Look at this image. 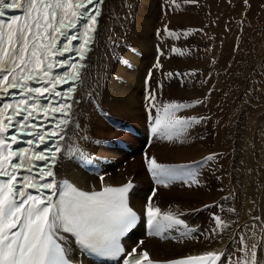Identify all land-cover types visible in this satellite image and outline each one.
Here are the masks:
<instances>
[{
	"label": "snow or ice",
	"instance_id": "6c2138e0",
	"mask_svg": "<svg viewBox=\"0 0 264 264\" xmlns=\"http://www.w3.org/2000/svg\"><path fill=\"white\" fill-rule=\"evenodd\" d=\"M169 3L174 11H179L182 4L199 6L200 0H169ZM104 4L105 0H0V96H11L15 101L0 106V264H73L69 247L73 243L88 254L122 257L121 264H264V218L260 216H252L253 224L236 230L232 242L237 248L232 256L224 251H210L195 257L155 260L140 248L143 241L130 252L120 245V238L139 219L128 203L134 187L131 180L120 187L105 186L101 191L89 193L57 179L56 168L65 159L71 162L76 155L82 161L90 159L84 151L66 148L62 142L79 137L82 130L74 110L82 103L76 95L77 88L84 90L83 97L90 103L93 99L85 87V70L89 68V53L100 37ZM242 6L246 17L250 0H242ZM17 11L21 15L5 19L6 12ZM195 32L203 29L179 32L164 28L166 37L174 41L187 39ZM157 36L166 38L159 30ZM238 50L237 44L234 51ZM170 51L185 57L193 50L173 46ZM157 53L154 67L161 69L160 57H167V53L159 47ZM211 63L216 61L213 59ZM54 68L65 70L53 71ZM152 75L150 70L145 78L144 101L150 132L157 139L183 145L189 131L210 118L182 117L178 113L205 105L207 96L191 102L158 105L163 85L153 90L148 84ZM166 75L183 83L185 76L196 77L198 72ZM65 84L67 90L58 87ZM14 92L20 94L19 98ZM221 158V153H210L194 169L191 165L163 164L155 156L145 154L144 164L154 185L167 189L179 182L191 188L203 187L200 169H212L215 175L218 168L212 166L218 165ZM99 178L103 183L104 175ZM156 195L157 188L153 187L144 215L147 235L161 242L199 237L222 242L227 230L238 223V219L228 220L213 213L212 227L199 232L198 237V229L181 218L186 213L178 206L175 211L162 210L153 200ZM230 196L234 198V193ZM211 207L239 216L235 207L205 205ZM176 232L179 236L174 235Z\"/></svg>",
	"mask_w": 264,
	"mask_h": 264
},
{
	"label": "bare ground",
	"instance_id": "6f19581e",
	"mask_svg": "<svg viewBox=\"0 0 264 264\" xmlns=\"http://www.w3.org/2000/svg\"><path fill=\"white\" fill-rule=\"evenodd\" d=\"M165 3L168 8L172 6L169 0H105L100 18V37L98 43L94 45L93 51L89 53L87 61L89 68L85 70L87 74L85 87L93 99L90 103L87 98L83 97L84 90L77 88L76 95L82 99V103L77 105L74 110L76 118L82 125V130L79 137L62 142L66 148L73 147L84 151L90 159L82 161L78 155L74 156L71 162L65 159L56 168L57 179H70L86 189L124 181L122 180L123 173L117 174V177L112 175L115 169L111 165L118 166L127 157L132 158V155L115 145L114 139L116 137L119 139L125 134L116 130L113 123L117 122V119L134 123L141 122L143 108L138 109L137 106L140 103L142 107L144 104L142 102L145 101V89L144 85L142 86L145 73L143 72L141 77L139 71L140 63L143 62L140 61V58H143L150 63L154 74L148 81L150 87L155 90L158 85H163L158 93V105L166 103V100L171 102V98H178V96H182L181 102H191L207 96L205 105L185 110L182 115L184 117L207 116L210 118L207 122L194 126L189 131L187 142L183 145L171 144L167 140H160L152 135L150 143H147L149 147L142 151L143 159L147 154L155 156L163 164L191 165L195 169L198 162L210 153H221L222 158L219 159L218 165L212 166L218 168L215 175L212 174V169H200V179L207 173H211V178L203 187H200V190H197L199 187L189 188L179 182L167 189L156 185L151 186L147 181L146 174L136 171L133 169L135 164H131L129 167L131 169L128 170L133 172L130 173L129 180L136 182V187L131 192V203L139 208L143 206V203L145 206L153 187H156L157 195L153 197L155 203L164 211L170 208L175 211L178 206L181 211L186 213L181 218L189 226L198 229L196 233L198 237L199 232H206L212 227V220L208 215L212 216L213 213L220 214L228 220L238 219V223L227 230L222 242L208 241L203 237L183 239L180 242L175 240L161 242L159 239L147 236L142 240L143 244L140 245V248L147 250L153 259L171 258L167 256L166 252L170 253L173 249L172 253H175V256H194L210 251H224L228 256H232L233 250L237 248V245L232 242L236 230L253 224L252 216L264 218V121H262L264 113L260 114L261 111L259 110V113L258 109L257 112L253 110V115L249 111L244 113L243 121L246 122V127L245 125L242 127L241 121L231 125L233 127L231 129L229 126L224 127L223 125L227 121L222 122L223 125H221L222 110L216 106L215 96H218V86L211 83L206 73L198 74L196 77L185 76L182 87L176 82V78L167 77L166 74L171 70H177V64H180V57L174 55L170 49L174 45L181 49H185L186 46L178 45L181 43L167 38L164 34L165 26L170 30L172 28L177 31L182 30L181 25L178 28L176 19L173 21L172 18L171 21L169 17L171 15L167 16L168 19L164 18V13H161L159 5ZM157 12H160L158 13L159 17H156ZM158 19L160 20L158 21ZM184 25L186 26V24ZM153 26H157L159 31L162 28V33L166 38L162 40L157 36L159 41L155 37L150 38L149 32L152 30L153 33L155 29ZM153 35L155 36V33ZM132 44L138 48L139 52L131 49ZM158 47L167 53V57H160L161 69L154 67L157 62ZM191 55L190 57H192ZM121 58L127 61L129 68L120 62ZM190 65L184 66L185 73L187 70L191 71L189 67L194 66ZM200 80L207 81L206 85L202 86ZM260 95L258 94L256 97L262 98ZM258 98L255 100L259 101ZM220 100L221 98L217 102L221 103L224 108L223 101ZM261 102L264 103V100ZM259 103L257 102V104ZM69 135H72L71 130ZM128 140L131 142V146L128 145L131 149L129 152L135 155L133 159L136 160L140 157L139 148L143 145V140L133 138ZM108 160L112 163H108ZM88 168L90 170H87ZM100 175H104L103 183L99 178ZM111 176L115 178L112 179ZM216 176H220L221 179L217 180ZM193 190L196 192L193 193ZM233 193L234 198L230 196ZM226 196L230 198L225 200ZM211 203L222 204L225 209L235 207L239 216L234 217L218 208L213 210L205 208V205ZM198 211L200 212L198 213ZM135 233L137 236L140 235V231ZM174 235L179 236V232ZM133 239L131 236L130 240L138 245L139 242L133 241ZM140 248L137 250L139 251Z\"/></svg>",
	"mask_w": 264,
	"mask_h": 264
},
{
	"label": "rangeland",
	"instance_id": "374dc122",
	"mask_svg": "<svg viewBox=\"0 0 264 264\" xmlns=\"http://www.w3.org/2000/svg\"><path fill=\"white\" fill-rule=\"evenodd\" d=\"M250 4L251 8L247 10L246 17L243 15L245 9L242 6V0H231V4L228 3V0H200L199 6L182 4V9L178 11L179 13L177 11H174L172 6L169 7V9L166 3L161 4V6L159 5L161 13H164V18H167V16H172L174 14L173 17H169L171 18V21L172 18L173 21L176 19V22H178L177 25H179L178 28H180V25L182 26V30H179V32H183L187 29H203V32H195L193 35L189 36L188 39L182 38L180 40H176L181 43L178 45H185V49L189 47L188 49L193 50L191 55L193 57V60L190 55H187V57H180V64H177V70H171V72L185 73L184 66L193 64L194 66L189 67L191 71L196 70L198 74L206 73L209 76L211 83L218 86V96L215 97L216 106L218 107V109L222 110V114L220 117L222 118L220 119L221 125H223L222 122L225 123V121H227L223 126H229L230 129L233 128L231 127V125L237 124L240 121L242 127H244V125L246 127V122L243 121V119H245L243 118V114L248 111L251 113V115L254 114V111L257 112V109L258 111H261V113L259 111L260 114L264 113V103L261 102L264 100V7H262L264 6V0H250ZM158 13L160 12L156 13V17H159ZM182 17L184 18L182 19ZM177 19H180V23ZM159 20L160 19H158V21ZM242 20L243 24H241ZM186 22L189 24H187ZM184 24H186V26ZM153 27H155V32L152 33L151 30L149 32V37H155V39L159 41V39L157 38V32L159 29H157V26ZM173 29L174 28H172L171 30ZM173 31L177 30L174 29ZM160 32H163L162 28ZM154 33L155 36L153 35ZM205 33L207 35H205ZM209 37H213L214 39H209ZM237 44L239 45V50L234 51ZM206 48H210L211 51H205ZM131 49H135L137 52H139L138 48H136L134 44H132ZM213 59L216 61L215 64L211 63ZM140 61L142 62L140 63L139 69L140 75L142 77L145 73V80V78L148 76L146 75L145 70L149 65L148 67L152 71L151 65L147 60L143 58H140ZM205 64L207 65L204 66ZM187 72H190V70H187L186 73ZM178 80L180 79L176 78V82L179 83V86L182 87V82ZM206 83L207 81L201 85L205 86ZM143 88L145 89V87ZM258 94H261L262 98L256 97V95ZM219 98H221L220 101H223L224 108L222 107L221 103L217 102L219 101ZM257 98L259 99V101L255 100ZM171 100L181 102L182 96H178V98L176 97L174 99L171 98ZM168 102L169 100H166V103ZM257 102H260L259 104L261 106L257 104ZM137 107L138 109H142L140 103ZM183 112H185V110L178 113V115L184 117L182 115ZM141 118V122L139 123L129 122L128 120L127 122L140 129L143 125L144 114ZM262 118V121H264V117ZM229 120L230 122H228ZM124 138L125 140L127 139V142L130 146L131 142H129L128 140L130 138L143 140L142 138L131 137L127 134H125ZM150 141L151 140H149L148 142L150 143ZM147 147L149 146L147 145L143 149H146ZM128 154L132 155V158L127 157L125 160H122L118 166L110 164L111 167H114L115 169V171L112 172V175H115V177H117V174L123 173L122 180L124 181L130 179V173L133 172L131 170V172H129L128 170L131 169L129 168L131 164H135V167L133 169H136V171L139 172H143L140 157L134 160L133 158L135 157V155L131 154L130 152H128ZM110 162L111 161H109L108 163ZM111 177L112 179L115 178L114 176ZM209 178H211V173H207L201 180L205 184L208 182ZM197 190H200V187ZM195 192L196 190H193V193ZM210 205H216V203H211ZM210 209L213 210L215 209V207H211ZM199 212L200 211H198V213ZM208 217L211 218L212 216L208 215ZM205 227H207V224H205ZM172 251H170V253L166 252V254H168V257L175 256V253L173 254Z\"/></svg>",
	"mask_w": 264,
	"mask_h": 264
}]
</instances>
